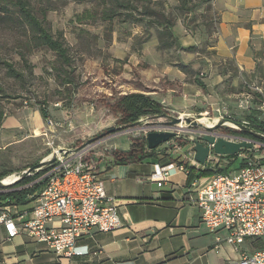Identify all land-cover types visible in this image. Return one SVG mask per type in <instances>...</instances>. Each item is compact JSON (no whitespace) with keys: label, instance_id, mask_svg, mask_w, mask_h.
I'll return each mask as SVG.
<instances>
[{"label":"rangeland","instance_id":"obj_1","mask_svg":"<svg viewBox=\"0 0 264 264\" xmlns=\"http://www.w3.org/2000/svg\"><path fill=\"white\" fill-rule=\"evenodd\" d=\"M30 1L53 32H62L72 62L67 65L48 47L30 43L32 32L17 11L0 8V58L25 74L16 78L0 62V173L13 171L4 178L24 175L27 165L44 160L53 150L49 144L86 146L83 157L97 164L115 154L140 152L147 130L166 128L169 116L203 117L209 111L248 118L249 110L241 106L248 84L230 83L221 90L209 84L219 20L211 0H156L161 4L151 3V16L138 15L141 19L127 15L138 12L141 0H131L128 8L115 0ZM86 10L92 14L80 21ZM156 10L164 13L162 23L152 21ZM223 90L236 94L213 102ZM130 92L149 95L163 105V113L123 122L117 101ZM190 94L200 100L183 107L181 100Z\"/></svg>","mask_w":264,"mask_h":264},{"label":"built area","instance_id":"obj_2","mask_svg":"<svg viewBox=\"0 0 264 264\" xmlns=\"http://www.w3.org/2000/svg\"><path fill=\"white\" fill-rule=\"evenodd\" d=\"M249 86L251 90L242 94L241 106L264 120V87ZM202 116L218 120L213 125H199L182 119L159 129L173 130L175 135L162 144L164 157L169 161L154 163L153 177L162 186L176 172L189 176L196 170L190 185L197 191L202 222L213 233L226 232L224 237L217 236L218 242L226 241L242 250L248 238L264 240V129L254 130L248 118L239 120L257 133L256 138H251L234 132L239 128L226 122L237 120L222 114L213 116L209 111ZM207 134L216 140L221 137L251 142L252 146L241 147L235 154H221L215 151L214 143L203 140ZM197 140L210 146L204 163L196 159ZM49 145L53 150L44 160H51L50 163L31 173L20 174L10 183L1 179V193L29 188L26 200L32 206L22 209L18 201L7 198L0 204V225H4L8 239L25 232L31 238L47 242L60 257L70 259L89 254V246L80 244L81 239L93 230L118 229L122 225L118 205L113 196L107 195L104 180L94 164L83 157L86 146ZM204 170L212 173L203 175ZM38 171L43 172L35 181L28 184H21L22 179L18 181L21 176H32ZM240 264H264V245L254 252L242 250Z\"/></svg>","mask_w":264,"mask_h":264},{"label":"crops","instance_id":"obj_3","mask_svg":"<svg viewBox=\"0 0 264 264\" xmlns=\"http://www.w3.org/2000/svg\"><path fill=\"white\" fill-rule=\"evenodd\" d=\"M211 2L219 20L209 84L219 90L244 82L264 87V0ZM235 94L219 91L213 102ZM199 100L190 94L181 104ZM162 150L161 144L156 156L140 161L115 163L110 158L94 164L107 195L118 205L122 225L84 236L80 244L89 246V254L60 257L47 242L25 232L8 239L0 225V264H240L242 250L254 252L264 245L263 239L248 238L239 250L218 242L217 236L226 232L213 233L203 224L197 191L190 185L197 171L189 176L176 172L162 186L153 177L154 163L169 161Z\"/></svg>","mask_w":264,"mask_h":264},{"label":"trees","instance_id":"obj_4","mask_svg":"<svg viewBox=\"0 0 264 264\" xmlns=\"http://www.w3.org/2000/svg\"><path fill=\"white\" fill-rule=\"evenodd\" d=\"M117 6L120 7H125L128 8L130 6L131 0H115ZM142 3L139 5H135V7L138 9L137 13L134 11H129L127 12V15L129 17H133L136 19H141L142 15L145 16L146 14H150L151 11V3L155 4H161L160 1L156 0H141ZM140 7H142V10H139ZM0 8L2 12L11 14L15 11L19 14V16L24 20V22L28 25L32 32V38L30 39V43H34L37 46H46L49 49L53 50L58 57L62 60L67 65H71V55L69 53V49L65 44L63 34L62 32H53L49 24L47 23V20L44 18H41L35 13L34 8L31 4L30 0H0ZM118 13V12H117ZM90 13L89 10L84 11L83 13L79 14L78 19L80 21H83L84 17L89 16ZM7 15V14H6ZM152 15H155L153 20L154 22L162 23L161 17H164L159 12L156 10V13L153 12ZM106 16L109 17V11L106 12ZM151 16V14H150ZM143 18V17H142ZM23 59L26 60L25 55H23ZM0 62L4 63L5 66L8 69V73L10 75L16 77V78H21L24 77V72L19 70L14 63L4 60L0 58ZM29 66H31L29 64ZM196 82L203 88H207L206 84L202 82L201 80H196ZM1 90V87H0ZM117 104L119 106V109L122 113V120L125 123H135L138 121L141 117L143 116H148V115H161L163 113V105L152 99L149 95L143 93V92H130L127 93L119 98L117 101ZM117 106V107H118ZM44 113L47 114V111L43 110ZM186 118H191L192 120H195L194 117H188L186 115ZM248 119L253 122V126L256 128L254 130L258 129H264V120L259 119L258 116H255L254 114H249ZM217 117L215 119L207 118V117H202L199 122H205L206 124L213 125L214 121H217ZM3 121V110L0 107V124ZM196 121V120H195ZM229 125L231 126H237L234 122L227 120L226 121ZM234 132L239 133L244 136H249L251 138H256L257 133L251 130H234ZM145 144L140 152H135L136 150H130L126 154L127 155H122V154H115L113 156V161L115 163H128L131 161H140L143 160L147 157H152L156 156L155 150L150 149L148 147V141L145 140ZM143 145V144H142ZM148 148L146 151L145 149ZM37 164V163H36ZM36 164H30L27 165L25 168L33 167ZM95 164V162H93ZM27 168V169H28ZM13 171H4L0 173V179L4 178L5 176L11 174ZM43 171H38L36 172L33 176H24L21 180V184H28L32 181H35L42 173ZM212 173L211 170H204L202 171L203 175H210ZM15 176L17 174L12 175L11 179L5 183H10L14 180ZM38 185H36L33 189H36ZM28 191H31L29 188L27 189H22V190H16V191H11V192H5L1 193L0 192V204L4 202L7 198L10 199V201H18L21 205H27L30 202L26 200V195Z\"/></svg>","mask_w":264,"mask_h":264},{"label":"water","instance_id":"obj_5","mask_svg":"<svg viewBox=\"0 0 264 264\" xmlns=\"http://www.w3.org/2000/svg\"><path fill=\"white\" fill-rule=\"evenodd\" d=\"M164 115H166V114H163V116ZM182 119H183L182 116H169V121L167 123L169 125H175V124L181 122ZM186 120L188 122H193L195 124H199V125L201 124L200 122L192 120L191 118H186ZM139 122H141V120H138L135 123H139ZM234 122L237 125H239L242 128V130H249L241 121L237 120ZM218 126H219V124L214 126L213 128H216ZM174 135H175V131L170 130V129L151 130L147 135L148 147L150 149L157 148L161 144L167 142ZM203 140L208 141L210 143H214L215 144V151L218 153H221V154H235V153L239 152L241 147H251L252 146L251 142H247V141L234 142V141L226 140V139L221 138V137L216 140L215 136L208 135V134L203 136ZM90 141L91 140H89V142ZM84 145H86V144H84ZM195 150H196V159L199 162L204 163L206 158L209 155L210 146L205 145L204 142L197 140ZM50 162H51V160H42L41 162L37 163L35 166L29 167L25 173L33 172L34 170H36V169H38L44 165H47ZM23 177L24 176H21L18 179V181H20ZM2 184H3V182L0 179V185H2Z\"/></svg>","mask_w":264,"mask_h":264},{"label":"bare ground","instance_id":"obj_6","mask_svg":"<svg viewBox=\"0 0 264 264\" xmlns=\"http://www.w3.org/2000/svg\"><path fill=\"white\" fill-rule=\"evenodd\" d=\"M186 115H191V116H193L194 117V119L197 121V122H199V120L202 118V117H196V116H194L193 114H184L183 116H182V118H183V122H185V121H187L186 120ZM204 117V116H203ZM205 117H207V118H209L208 116H205ZM230 121V120H229ZM233 122V121H232ZM200 123H203V124H205V125H209V124H206L205 122H200ZM235 123V122H234ZM236 124V123H235ZM237 125V124H236ZM238 126V125H237ZM49 156V155H48ZM11 179V176H9V177H6L5 179H4V183L5 182H7V181H9Z\"/></svg>","mask_w":264,"mask_h":264}]
</instances>
